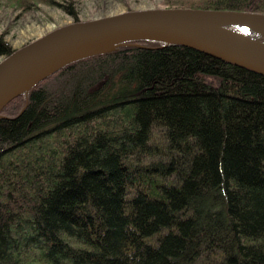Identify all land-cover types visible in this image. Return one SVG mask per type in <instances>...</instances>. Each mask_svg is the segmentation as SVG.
Segmentation results:
<instances>
[{"label":"trees","instance_id":"obj_1","mask_svg":"<svg viewBox=\"0 0 264 264\" xmlns=\"http://www.w3.org/2000/svg\"><path fill=\"white\" fill-rule=\"evenodd\" d=\"M45 1L78 20L74 0ZM165 4L264 13V0ZM12 50L0 34V56ZM0 264H264V76L139 40L12 98Z\"/></svg>","mask_w":264,"mask_h":264},{"label":"water","instance_id":"obj_2","mask_svg":"<svg viewBox=\"0 0 264 264\" xmlns=\"http://www.w3.org/2000/svg\"><path fill=\"white\" fill-rule=\"evenodd\" d=\"M263 39L264 13L231 9L165 6L72 21L0 59V110L63 65L130 41L182 45L264 76Z\"/></svg>","mask_w":264,"mask_h":264},{"label":"rangeland","instance_id":"obj_3","mask_svg":"<svg viewBox=\"0 0 264 264\" xmlns=\"http://www.w3.org/2000/svg\"><path fill=\"white\" fill-rule=\"evenodd\" d=\"M166 1L186 3L195 0H74L73 8L76 18L83 21L126 10L165 7ZM73 19L45 0H31L28 6H21L16 0H0V34L13 50Z\"/></svg>","mask_w":264,"mask_h":264},{"label":"bare ground","instance_id":"obj_4","mask_svg":"<svg viewBox=\"0 0 264 264\" xmlns=\"http://www.w3.org/2000/svg\"><path fill=\"white\" fill-rule=\"evenodd\" d=\"M242 31L245 33V35L249 36L250 38H253V39H257L260 34L251 30V29H248V28H242Z\"/></svg>","mask_w":264,"mask_h":264}]
</instances>
